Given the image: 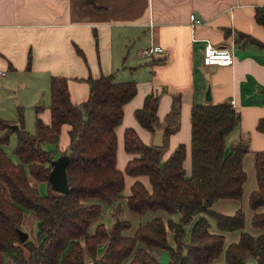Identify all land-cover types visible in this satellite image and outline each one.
Instances as JSON below:
<instances>
[{
    "label": "trees",
    "instance_id": "obj_1",
    "mask_svg": "<svg viewBox=\"0 0 264 264\" xmlns=\"http://www.w3.org/2000/svg\"><path fill=\"white\" fill-rule=\"evenodd\" d=\"M85 1L95 4L94 0ZM256 19L264 25V7L257 8ZM239 37L264 47V42L253 36ZM88 81L89 97L78 105L71 99L68 79L52 76L51 122L39 117L43 105H36L35 132L25 127L23 107L18 120L0 115V264H122L131 255L130 264H165L159 258L163 249L170 256L166 264H215L214 259L224 250L223 231L242 230L245 224L242 208L233 214L212 209L220 198L243 195L247 175L242 159L249 145L240 139L226 151L227 135L237 126L239 112L229 101L193 104L189 176L184 167V143L162 160L161 147L147 145L133 127L126 128L124 146L134 156L123 171L117 166L116 126L122 122L124 105L135 96L137 84L116 81L112 73L89 76ZM158 103L159 97L151 94L136 110L139 122L151 131L161 126ZM179 110L180 96L175 95L168 116H177ZM64 124H69V147L46 149V142L59 141ZM257 127L264 131V118ZM172 130L166 126L167 134ZM13 131L17 132V144L10 155L6 145ZM63 153L70 156L67 173L71 191L40 193L31 177L51 188L52 160ZM255 168L259 187L250 196L254 209L264 206V150L255 151ZM125 173L148 175L151 183V189L139 179L132 184L129 209L139 215L164 210L169 214L167 223L155 217L139 224L133 235H124L132 222L118 204L113 210L114 222L108 226L98 221L91 231L104 208L102 202L88 200L111 202L121 197ZM28 210L38 220V230L35 238L22 241L18 229H23ZM176 213L181 214L179 220L174 218ZM213 222L220 232L210 231ZM192 223L186 242V226ZM252 224L264 227V212H256ZM168 229L174 231V244L169 242ZM225 254L223 264H245L249 257L264 264V233L242 231L240 240L229 244Z\"/></svg>",
    "mask_w": 264,
    "mask_h": 264
},
{
    "label": "crops",
    "instance_id": "obj_2",
    "mask_svg": "<svg viewBox=\"0 0 264 264\" xmlns=\"http://www.w3.org/2000/svg\"><path fill=\"white\" fill-rule=\"evenodd\" d=\"M94 1L95 4L85 0H0V70L5 72L0 78V115L18 120L19 108L23 107L26 112L34 111L36 120L35 106L42 104L38 115L45 123H50L52 76L68 79L71 99L79 105L89 97V76L112 73L116 81L137 84L135 96L124 105L122 122L116 126L118 168L125 171L127 162L134 156L124 146L125 129L133 127L147 145L161 147L162 160L184 143V167L189 176L193 104L234 100L233 106L240 118L227 135L226 151L240 139L250 150L242 159L247 175L242 197L220 198L212 205V209L220 213L233 214L242 208L245 214L242 230L223 231L224 250L213 261L223 264L225 249L240 240L242 231L253 235L264 233V227L252 224L254 214L264 212V206L254 209L250 205L251 193L259 187L255 151L264 150V131L257 127L264 118V47L239 37L240 34L253 36L264 42V25L256 19L257 8L264 7V0ZM191 14L201 22L192 20ZM208 42L231 49L235 62L205 64L204 48ZM154 45L162 46L163 51L142 54V48ZM151 94L159 97L157 114L161 126L156 131L142 126L136 117V110L143 107ZM175 95L180 96V110L177 116L170 117ZM167 125L173 127L169 134L165 131ZM64 127V144L67 145L69 126L64 124L62 131ZM128 179L130 190L126 192ZM138 179L151 189L148 175L135 177L125 173L121 197L112 202L88 200L100 201L104 208L91 231L98 221L108 226L114 222L113 210L118 203L124 209V217L132 222L131 227L123 230L124 235H133L139 224L155 217H162L167 223L169 214L164 210L139 216L129 209L128 196ZM180 215L176 213L175 220H179ZM192 226L193 223L186 226V242ZM210 231L220 232L214 222ZM174 235V231L168 229L171 244L175 242ZM132 257L124 259L122 264H130ZM159 258L160 262L168 263V250L163 249ZM245 264H256V260L249 257Z\"/></svg>",
    "mask_w": 264,
    "mask_h": 264
},
{
    "label": "rangeland",
    "instance_id": "obj_3",
    "mask_svg": "<svg viewBox=\"0 0 264 264\" xmlns=\"http://www.w3.org/2000/svg\"><path fill=\"white\" fill-rule=\"evenodd\" d=\"M24 114H25V127H26V129H28L31 132H35V122H34L35 121V116H34V111H31V112L28 111V112H26V110L24 109ZM13 115L15 116V114H13ZM18 115H19V113H18ZM14 116H9V117H14ZM13 124H17V123H13ZM66 126H69V124H66ZM0 133H1V131H0ZM64 136H66L65 127H64V129L62 131V134L60 136V139H59V141L57 143L46 142L44 144V147L46 149H51V150H60V149L61 150H64V149L68 148L69 147V142H68L67 145L64 144ZM67 141H68V139H67ZM119 141L121 142L120 136H119ZM16 144H17V132L16 131H13L11 133V136H10V142L6 145V150H7V152L10 155L13 154V149L15 148ZM118 166H120V164H118ZM31 183L34 186H36L39 189L40 193H42V194H46V193H48L49 190H53L52 187L50 188V186H49V184L47 182L37 181L33 177H31ZM129 190H130V183H129V179H128V181L126 183L125 191L128 192ZM118 204H120V203H118ZM117 205H115L114 209L116 208ZM125 217H126V215H125ZM23 229L28 232L30 238L33 239V238L36 237V233H37V230H38V220L36 219L34 213L31 212V211H29V210L26 211V214H25V219H24V223H23Z\"/></svg>",
    "mask_w": 264,
    "mask_h": 264
},
{
    "label": "built area",
    "instance_id": "obj_4",
    "mask_svg": "<svg viewBox=\"0 0 264 264\" xmlns=\"http://www.w3.org/2000/svg\"><path fill=\"white\" fill-rule=\"evenodd\" d=\"M191 19L196 23H200L201 20L197 19L195 14H191ZM163 47L160 45H154L146 48H142L141 52L143 55H151L153 52L163 51ZM204 63L209 64H221L230 65L235 62V56L231 49L226 46H218L211 42H208L204 48ZM5 74L3 70H0V78ZM232 105L234 100L231 101Z\"/></svg>",
    "mask_w": 264,
    "mask_h": 264
},
{
    "label": "water",
    "instance_id": "obj_5",
    "mask_svg": "<svg viewBox=\"0 0 264 264\" xmlns=\"http://www.w3.org/2000/svg\"><path fill=\"white\" fill-rule=\"evenodd\" d=\"M12 127L14 129H18L19 126L18 124H12ZM157 134L159 135L160 132H157ZM69 161L70 156L66 153H63L52 160L53 167L49 174V180L51 182L53 190L62 193H69L71 191L67 173V166L69 164ZM18 231L22 241L28 239L29 234L27 231L20 228L18 229Z\"/></svg>",
    "mask_w": 264,
    "mask_h": 264
}]
</instances>
